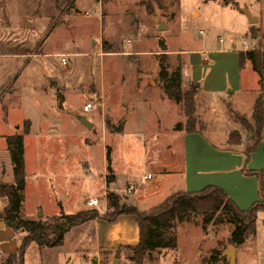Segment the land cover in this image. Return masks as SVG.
I'll list each match as a JSON object with an SVG mask.
<instances>
[{
  "label": "rangeland",
  "instance_id": "1",
  "mask_svg": "<svg viewBox=\"0 0 264 264\" xmlns=\"http://www.w3.org/2000/svg\"><path fill=\"white\" fill-rule=\"evenodd\" d=\"M243 9L256 20L250 23ZM97 10L99 15L95 13ZM86 11L89 14L85 15ZM155 18L165 27L158 29ZM160 40L166 45L165 52L159 47ZM232 43L237 50L244 43L245 51L264 50V0H0V183L13 179L6 137L14 133L23 136L24 168L36 174L28 178L21 216L44 220L59 213L47 190L49 183L38 175L66 159L67 153H71L69 158L75 163L86 157L97 164L102 148L108 147L110 166L118 172L116 184L123 196H128L125 192L128 177L124 172L127 166L136 168L135 174L141 176L149 170L143 164L148 155L182 165V139L171 145L177 147L176 152L158 147L171 141L174 135L171 131L175 129H154L159 122H167L164 111L168 109L177 121L185 123L182 105L163 90L158 76L159 60L164 57L168 72L180 68L181 88L188 90L191 60L199 55L194 50L230 49ZM224 59L229 63L231 56ZM240 70L241 91L234 96L224 95L227 96L224 100L219 98L204 112L201 111L204 99L198 92L195 94L200 105L196 115L195 100L196 124L205 125L206 140L221 153L236 144L246 149L252 143L248 139L251 133L240 125L237 117L252 123V105L259 92L258 75L247 61ZM226 76L221 71L217 78L222 81ZM88 101L94 107L83 112L82 106ZM132 105H143L132 117L135 123L140 122L141 129H121L129 112L126 108ZM81 117L95 125L87 128ZM101 120L104 129L97 123ZM28 123L30 129L26 128ZM208 152L213 154L211 149ZM208 158L212 157L206 153L198 161ZM236 159L237 156L231 163L227 161L226 166L204 162L207 166L196 168L206 178L207 172L220 170L218 181L232 185L231 190L237 195L241 187L250 189L251 185L240 182L233 171L224 170L236 167ZM215 166L219 169L212 171ZM250 168L242 162L240 170ZM262 174L264 186V167ZM182 175L181 171L175 181L180 183ZM73 184L77 195L63 201L65 213L77 210L75 199L81 202L80 210L92 209L85 204L87 197L98 200L99 213L107 211L103 209L106 193L101 182L87 176ZM189 188V184L183 189L171 188L158 194L150 204L157 205L169 195ZM262 190L258 191L261 199ZM232 201L241 210L249 208L248 201L242 203L240 197H236L238 203ZM37 205L41 208L36 209ZM232 228L229 223L214 220L204 223L201 217L192 216L177 224L175 247L153 251L151 260H145L144 264H229L223 251L230 245ZM13 233L18 247L25 233L21 230ZM95 249L92 226L82 224L66 233L61 246L30 243L23 261L94 264L96 260V264H113L118 260L117 264H130L127 259L130 250L126 248L100 251L97 258ZM234 264H264V210L256 214L254 232L235 246Z\"/></svg>",
  "mask_w": 264,
  "mask_h": 264
},
{
  "label": "crops",
  "instance_id": "2",
  "mask_svg": "<svg viewBox=\"0 0 264 264\" xmlns=\"http://www.w3.org/2000/svg\"><path fill=\"white\" fill-rule=\"evenodd\" d=\"M194 51H196L195 53L199 55L191 60L192 64H190V77L188 76L189 79L188 77L187 79L188 81H193L198 84V95L202 97L205 102L204 105H201V111L204 112V108L212 105L213 102L217 103L219 98L224 100L225 97H227L224 95L234 96V94L241 91L240 69L243 65L240 66L238 55L239 52H242V50H237L235 43H232L230 49H213L210 52V50L202 48ZM209 53H211V56H208ZM54 54L57 55L58 53ZM200 54L203 56V58L200 56ZM225 56H231V61L228 60L229 63H227V60L224 59ZM221 71H225V75H227L222 81L217 78ZM195 100L197 115V113H199L200 105L198 104L197 98ZM125 105L126 103L124 104V106ZM127 109L129 110V112H127L126 116H124L121 129H141L140 122L135 123V120L132 117L135 114L136 110L143 109V105H132L130 109L126 108V111ZM167 112L170 115L167 114ZM167 112L164 111L167 122L162 124L161 122H159L157 124V127L154 129H174V124L181 123V121H177L176 115H171L169 109ZM97 123L100 124L104 129L102 120ZM94 125L95 123L93 122L92 127ZM203 126V129H205V125ZM203 129L201 131L190 133H185L182 130H172L171 132L174 135L171 137V141L162 145H158V147H163V149L168 148L167 150L170 153L171 150L173 152H176L177 147H171V145L175 143L174 140L181 141L182 139L183 151H181L184 155V161H182V165H176L177 163L175 164L174 162H171L166 158L161 160L159 159V157L156 158L155 156L153 157V155L152 157H149L148 155L146 158H144L143 164L149 170L144 171L141 176L135 174L136 168L127 166L124 170L126 176L128 177L127 183L139 184L132 192L128 193V196L119 195L122 189L116 184L118 176V172H116V170H112L114 181L111 182L108 186L106 185V147L102 148L101 161L97 162V164L91 163L86 157L76 161L75 163V161H72V159L69 158L71 153H67L64 154V156L66 155V159L62 160V162L60 161L59 164L53 167L48 166L46 169L43 165L45 170L43 169V174H40L38 176H40V178L42 179L45 178L47 180V182L49 183L47 188L48 192L51 193L52 198L56 206L58 207V210L62 209L63 211V201L70 199L71 195H77L76 191L74 190L73 183L79 180H83L84 178L87 179V176L90 177L91 180L101 182L105 193L107 190L112 191L116 193L120 199H122V202L132 205L139 210H147L155 206H151L150 203L154 201L158 194L166 192L171 188L174 190L183 189V187H187L188 184L190 186L189 192L199 191L200 189L209 185L220 187L228 195V197L235 202H237L236 197H240L242 203L248 201L247 203L249 204L247 207H250L255 202L261 201V198L258 197V191H260L259 176L262 174V169L264 167V164L262 163L264 157L263 134L262 139L257 144L255 150L252 151L248 157H246L241 144H236L238 145L236 147L230 146V148H227L230 149L229 151L225 149L221 153V151L212 147L208 140H206ZM142 146H146L144 141H142ZM146 149L148 150L149 147H147ZM209 149L213 151L212 155L209 154ZM206 153L207 156H211L212 158L201 159L199 160L201 163L200 164L198 158L205 157ZM238 155L240 157H238ZM236 156L238 158L236 159V167L231 168L229 166L228 168H224V170L227 169L225 171L228 173L233 171L239 178L240 182H249L247 184L251 185L250 189L241 187L239 192L240 194L237 195L234 194L231 190L232 185L229 186L227 182L223 183L222 181H218L219 177L217 176V172L220 171L218 170L219 166H215L216 168L212 170H218L216 173L207 172L208 178L204 177L201 173V170H197L196 168L203 165L207 166L204 164V162L212 165L215 164L226 166L227 161L228 163H231V160ZM255 161H257V163H255ZM242 162L246 165H249L251 167V170H240ZM181 171L183 172V175L179 183L178 181H175V179L177 178L176 176H179ZM35 175L36 174H31L25 169L24 191L27 188L28 178L30 177L32 179L35 177ZM143 175H148V180L141 181ZM12 180L13 179L4 183H11ZM113 185L115 186L113 187ZM135 190L137 191L135 192ZM248 196H251L250 199L247 198ZM74 203L77 207L76 211L80 210L81 202L75 199ZM106 203L107 202L105 194L103 203L104 210H107ZM5 205L6 198L0 197V213L2 212ZM38 207L40 206L37 205L36 209ZM46 213L50 214L51 211H46ZM26 216L30 217L31 215ZM83 224H90V226H92L93 228L96 248L95 250L97 251L95 254V258L99 256L100 251L105 250L110 252L115 251L118 247L133 246L137 244L139 240V231L137 223L135 221V217L130 214H119L113 221L110 222L101 218H95L84 222ZM13 234V229L8 227L0 217V262L4 260L5 257L9 254L16 252L19 247H17V241ZM65 235L63 237V242Z\"/></svg>",
  "mask_w": 264,
  "mask_h": 264
},
{
  "label": "trees",
  "instance_id": "3",
  "mask_svg": "<svg viewBox=\"0 0 264 264\" xmlns=\"http://www.w3.org/2000/svg\"><path fill=\"white\" fill-rule=\"evenodd\" d=\"M245 61L249 62L252 70L258 75L259 85V92L252 106V123L244 117H237L240 125L248 133H251V136L248 135V139L252 143L244 149V153L248 157L262 139L264 131V50L260 48L239 52L240 66ZM158 76L165 94L174 102L182 105L185 123H176L174 129L182 130L185 133L201 131L204 126L196 124L195 116V94L198 92V84L189 81V89H182L180 68L176 67L168 72L164 57L159 60ZM105 124L109 127L108 120H105ZM29 125L28 123L27 129H29ZM6 146L12 163L13 182L0 183V197L6 198V205L0 213V217L8 227L13 230H21L25 235L17 251L6 256L0 264H24V251L30 243L46 247L61 246L64 235L72 228L95 218L110 222L119 214L133 215L138 226L139 240L137 244L118 247L115 250L121 248L130 250V255L127 257L130 264H144L145 260H151L152 252L155 250L173 249L177 224L183 220H190L192 216L201 217L204 223L214 220L217 223L231 224L233 228L228 243L239 246L247 235L254 232L257 212L264 210V200L253 203L246 210H241L220 187L209 185L195 192H175L147 210H139L126 204L116 193L107 190V211L105 213H99L95 208L78 210L74 213H65L60 209L58 214L44 220L25 219L21 216L25 187L23 136L17 133L8 135ZM105 156L107 162L106 185L108 186L114 181L108 147H106ZM260 178H262V174L259 176ZM261 184L263 187V183Z\"/></svg>",
  "mask_w": 264,
  "mask_h": 264
},
{
  "label": "water",
  "instance_id": "4",
  "mask_svg": "<svg viewBox=\"0 0 264 264\" xmlns=\"http://www.w3.org/2000/svg\"><path fill=\"white\" fill-rule=\"evenodd\" d=\"M243 11L245 12V14L247 15V17H248V21L250 22V23H252V21H255L256 19L255 18H252V17H250V15H249V13L245 10V9H243ZM155 21H156V23H158L159 24V26H158V29H161V28H164L165 26L163 25V23L162 22H160V20L158 19V18H155ZM158 44H159V47H160V49L163 51V52H165L166 51V45L163 43V41H159L158 42ZM81 122L87 127V128H91L92 127V123L91 122H89V121H87L86 119H85V117H81ZM38 215H39V212H38ZM223 255L225 256V258H226V260H227V262L229 263V264H234V258H235V246H233V245H228V247L223 251ZM117 262H118V260H115L114 262H113V264H117ZM93 263L94 264H96V260H93Z\"/></svg>",
  "mask_w": 264,
  "mask_h": 264
},
{
  "label": "built area",
  "instance_id": "5",
  "mask_svg": "<svg viewBox=\"0 0 264 264\" xmlns=\"http://www.w3.org/2000/svg\"><path fill=\"white\" fill-rule=\"evenodd\" d=\"M95 13H96L97 15L100 14V12H99L98 10H97ZM84 14L87 15V14H89V12L86 11ZM241 50H244V51L247 50V45H246L245 43L242 45ZM61 59H62V63H64V59H63V58H61ZM93 107H94V105H93L91 102L88 101V102H86V103L82 106V111H83V112H87V111L93 109ZM148 177H149L148 175H143L142 178H141V181H146V180H148ZM140 183H141V182H140ZM138 185H139V184L129 183V184L127 185L126 189H125V192H126V193H130V192H132V191H133ZM85 203H86V205H87L88 207L95 208V209H99V206H98V205H99L98 200L95 199V198L87 197ZM101 212L103 213L104 211H101Z\"/></svg>",
  "mask_w": 264,
  "mask_h": 264
},
{
  "label": "flooded vegetation",
  "instance_id": "6",
  "mask_svg": "<svg viewBox=\"0 0 264 264\" xmlns=\"http://www.w3.org/2000/svg\"><path fill=\"white\" fill-rule=\"evenodd\" d=\"M259 182H260V191H261V192H263V190H262V189L264 188V186L262 187V184H261L262 182H261V181H259ZM262 197H264V196L262 195ZM263 200H264V198H263V199H261V201H260V202H262Z\"/></svg>",
  "mask_w": 264,
  "mask_h": 264
}]
</instances>
